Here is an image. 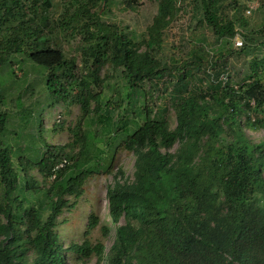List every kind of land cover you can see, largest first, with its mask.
Segmentation results:
<instances>
[{"label":"trees","instance_id":"16d2710c","mask_svg":"<svg viewBox=\"0 0 264 264\" xmlns=\"http://www.w3.org/2000/svg\"><path fill=\"white\" fill-rule=\"evenodd\" d=\"M54 1L0 0V68L23 55L43 67L51 105L74 101L82 112L64 146L40 133L22 146L20 134L6 136L7 114L0 115V264H85L93 257L96 264H264V61L251 63L242 86L200 77V60L176 67L183 73L175 91L185 93H170L171 129L166 110L150 108L146 87L170 74L161 56L178 0H157L141 41L101 18L114 0H63L59 18ZM229 1L237 3L190 1L194 19L219 40L246 25L225 17ZM121 2L135 10L141 0ZM61 34L82 36L86 76L65 54ZM246 40L241 53L257 46L254 34ZM107 65L123 79L115 102L99 75ZM35 120L41 127L40 116ZM120 150L135 157L132 176L116 167ZM100 174L113 177L108 254L101 242L65 245L58 230L61 215ZM98 223L91 215L90 228ZM109 233L104 227L103 236Z\"/></svg>","mask_w":264,"mask_h":264},{"label":"rangeland","instance_id":"374dc122","mask_svg":"<svg viewBox=\"0 0 264 264\" xmlns=\"http://www.w3.org/2000/svg\"><path fill=\"white\" fill-rule=\"evenodd\" d=\"M121 1L114 0L112 4L101 9V18L108 23L117 24L122 30L130 32L137 37L138 41H141L157 13V0H141L135 10L126 9ZM190 1L178 0L177 7L180 12L165 31L161 58L170 67V74L159 82L153 81L152 88L148 83L146 87L149 97L152 96L149 98L150 108L155 111L165 109V117L168 119L171 129L176 127V115L171 105L170 93L173 91L185 93L181 86L179 90L175 91L174 87L177 86L176 83L178 84L183 73L176 67L200 60L202 66L199 72L200 77L210 76L211 82L229 80L232 84L242 86L249 80L247 76L251 74V63L264 61V44L258 45L259 42L264 41V0H235L236 4L229 1L223 9L225 17L232 20L242 19L246 24L245 28L237 27L239 33L237 42L242 41L243 45L250 44L246 37L252 36V34L257 39L254 43L255 46L257 45L255 48L252 47L242 53L243 46H236L234 38L219 40L214 36L211 28L199 24V20L194 19ZM54 3V15L59 18L64 12L63 0H55ZM250 3H255L258 8L251 16H246L245 11ZM58 42L62 44L63 50L69 58L73 57L77 60L78 75L86 76L88 69L84 66L80 50L82 36L74 37L61 34ZM13 64L14 67L6 65L0 68V115L7 114L6 136L11 138L10 134L15 138V133L20 134L22 146L31 145L29 142L32 143V139L38 142L35 137L39 133L49 144L64 146L72 142L74 139L69 128H74L82 115L79 103L62 101L51 105L52 99L46 88L47 79L43 67L34 65L23 55L14 57ZM193 72L198 74L196 70ZM99 75L101 78H106L104 95L115 102L113 96L118 95V91H122L124 87L120 73L107 65L99 72ZM196 82L194 80L192 84L194 85ZM156 85L158 86L156 87ZM23 114L32 122L22 123L20 119ZM38 116L42 122L41 127L39 121L35 120ZM60 126L63 127L60 128ZM40 128H42V132ZM87 130L95 131L97 127L96 125L88 126ZM177 147L178 145L172 151L174 152ZM134 165L135 157L132 153L125 150L118 152L117 168H124L126 174L132 176ZM112 184L113 177L106 174L95 175L87 181L83 197L74 207L66 209L59 218L58 230L61 232V238L65 245L69 243L82 244L86 240L93 245L101 242L108 254L115 239L107 199L108 187ZM91 215L96 216L99 220L94 229H91L89 225ZM104 227L110 230L108 236H103ZM96 263L97 259L93 257L85 264Z\"/></svg>","mask_w":264,"mask_h":264},{"label":"built area","instance_id":"2783aa9c","mask_svg":"<svg viewBox=\"0 0 264 264\" xmlns=\"http://www.w3.org/2000/svg\"><path fill=\"white\" fill-rule=\"evenodd\" d=\"M257 8H258V5H256L255 3H250L248 5L247 9H246V15L247 16L252 15L253 11H255ZM238 37H239V34H237L236 37H235V43H236L235 45L239 46V47L243 46V42L242 41L241 42H237ZM62 166H64V163L61 164L59 167H62Z\"/></svg>","mask_w":264,"mask_h":264},{"label":"clouds","instance_id":"9594fccd","mask_svg":"<svg viewBox=\"0 0 264 264\" xmlns=\"http://www.w3.org/2000/svg\"><path fill=\"white\" fill-rule=\"evenodd\" d=\"M256 10H257V9H256ZM256 10H255V11H256ZM253 12H254V11H253ZM245 15H246V11H245ZM246 16H247V15H246ZM250 16H251V15H250ZM237 34H239V33H237ZM237 34H236V35H237ZM235 37H236V36H235ZM235 37H234V39H235ZM240 47H242V46H240Z\"/></svg>","mask_w":264,"mask_h":264}]
</instances>
